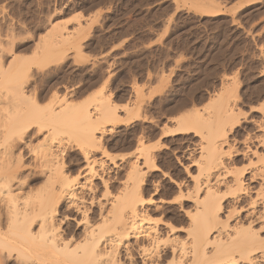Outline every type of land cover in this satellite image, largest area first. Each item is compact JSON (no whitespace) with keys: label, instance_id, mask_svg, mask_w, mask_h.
Listing matches in <instances>:
<instances>
[{"label":"rangeland","instance_id":"rangeland-1","mask_svg":"<svg viewBox=\"0 0 264 264\" xmlns=\"http://www.w3.org/2000/svg\"><path fill=\"white\" fill-rule=\"evenodd\" d=\"M252 1L0 0V62L11 74L16 66L24 71L30 67L26 72L32 78L28 74L30 77L24 75L21 80L30 91L38 87L37 79L41 82L44 76L67 75L56 87L58 95L56 88H51L38 102L46 113L51 107L59 109L58 102L65 98L85 111L112 96L118 120L108 123V135L100 149H94V199L104 202L114 197L128 177L130 164L146 149L156 156V169L142 168L147 197L172 200L177 192L171 179L189 181V172L196 174L192 163L199 156L200 135L195 129L180 131L182 121L186 126L187 118H192L191 123L192 116L205 117L209 110H217L218 98L223 96L237 104L238 125L230 135L232 149H246L247 134L259 135L253 120H261L264 114V0ZM61 37L70 38L67 45L53 49L59 62L46 69L32 64L43 40L54 42ZM95 77L98 82L80 95L81 88ZM100 116L95 114L93 119ZM37 129L28 139L24 166L19 170L28 183L17 202L22 209L33 206L49 189L43 176L38 183L29 182L30 176H40L41 164L46 165L47 143L65 142L61 156L72 180L81 176L84 182L90 172L80 156L78 137L53 134L52 130L39 133ZM250 160L262 163L254 157L238 156L229 164L243 170ZM102 179L108 183V193ZM1 205L4 225L0 234L9 237L13 235L7 222L11 214L2 211ZM165 209L176 213L171 217L160 211L166 221L176 226L185 223L178 205ZM62 213L77 217L65 208ZM24 244L19 246L30 256V245ZM17 252L0 247V264H26V260L29 264L22 257L25 254Z\"/></svg>","mask_w":264,"mask_h":264},{"label":"bare ground","instance_id":"bare-ground-1","mask_svg":"<svg viewBox=\"0 0 264 264\" xmlns=\"http://www.w3.org/2000/svg\"><path fill=\"white\" fill-rule=\"evenodd\" d=\"M61 38L54 42L43 40L32 64L42 69L60 60L53 49L68 43L70 37ZM15 70L12 75L0 62V203L2 211L11 214L7 224L13 234H0V247L10 252L19 250L17 254L24 255L25 249L19 245L28 243L30 256L22 257L29 264H264V114L261 120H253L259 135L247 134L249 146L242 151L232 149L230 135L238 125L237 104L230 97H219L217 110H209L205 117L197 118L196 114L191 123V117L184 119L189 121L187 125L191 124L188 127L181 122L179 130L195 129L200 144L199 156L192 163L196 174L189 172V181L171 179L177 192L175 198L147 197L142 168L148 165L156 169V156L143 149L130 164L120 191L102 202L94 199L96 187L92 180L96 171L93 172L92 161L94 149H100L110 131L108 123L118 120L112 96L85 111H79L65 98L58 102L59 109L51 107L46 113L38 102L67 75L57 72L48 79L42 77L41 82L37 79L38 87L30 91L21 81L29 73L17 66ZM96 82L97 77L81 88L80 95ZM95 114H101L99 119H93ZM34 128L39 133L52 130L53 134L65 132L78 137L80 156L90 172L85 174L84 182L80 181L81 176L72 180L61 156L65 142L59 138L58 142L51 141V137L40 176L29 177L34 184L43 176L49 189L33 206L22 209L17 202L28 183L19 170L24 166L25 150ZM140 142L143 144L142 139ZM238 156L254 157L262 163L253 164L250 160L248 168L232 169L229 163ZM102 186L108 193L107 181L102 179ZM168 205H178L184 224L176 226L159 216L162 210L168 212L167 216L176 214L165 209ZM63 208L77 217L63 215ZM2 221L0 218V233Z\"/></svg>","mask_w":264,"mask_h":264}]
</instances>
